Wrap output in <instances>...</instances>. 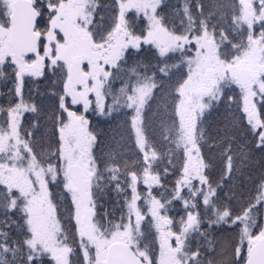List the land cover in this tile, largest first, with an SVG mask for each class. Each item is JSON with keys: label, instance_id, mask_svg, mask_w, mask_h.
I'll use <instances>...</instances> for the list:
<instances>
[{"label": "snow or ice", "instance_id": "1", "mask_svg": "<svg viewBox=\"0 0 264 264\" xmlns=\"http://www.w3.org/2000/svg\"><path fill=\"white\" fill-rule=\"evenodd\" d=\"M0 264H264V0H0Z\"/></svg>", "mask_w": 264, "mask_h": 264}]
</instances>
